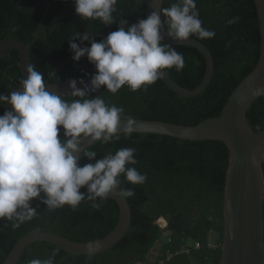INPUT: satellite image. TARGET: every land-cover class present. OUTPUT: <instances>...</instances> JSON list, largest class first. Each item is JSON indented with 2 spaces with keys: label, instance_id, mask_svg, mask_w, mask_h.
<instances>
[{
  "label": "trees",
  "instance_id": "trees-1",
  "mask_svg": "<svg viewBox=\"0 0 264 264\" xmlns=\"http://www.w3.org/2000/svg\"><path fill=\"white\" fill-rule=\"evenodd\" d=\"M43 1H47L48 5ZM174 2L165 0L163 7H169ZM195 2L203 27L215 32V37L211 39L191 37L204 44L213 56L215 72L211 83L194 98L179 97L162 79L148 86L146 91L133 92L125 86L113 95L102 88L98 94L109 105L123 107V117L196 126L220 116L238 85L256 67L260 57L261 31L255 1ZM47 6V17L30 50L32 66L44 74L47 84L94 75L84 67L82 60L75 62L72 59L74 53L70 51L68 40L77 32L103 35L108 27L100 20H81L75 12L73 0H0V42L13 38L30 44ZM234 17H238V21L229 25L228 21ZM144 18L146 0H118L113 24H110L111 32L117 30L122 19L138 22ZM107 36L92 38L100 42ZM76 43L80 45V40ZM90 46L89 42L84 41V47ZM171 46L183 55L185 66L181 72L174 69L165 71L182 87L196 89L206 74L205 56L190 46ZM20 60V53L16 49L0 56V94L20 88L23 79ZM85 60L90 68L95 69L86 56ZM3 106L0 105V109ZM247 117L255 132L264 130V97L254 103ZM60 131V138L63 139V129ZM126 147L136 149L138 164L131 167L145 174L147 180L144 184L133 186L121 176V187L135 191L133 197L127 198L132 223L125 238L112 249L94 256H72L50 243H35L25 250L18 264H27L33 258L47 259L53 253L55 264H139L162 239L164 232L170 233L171 242L163 246L162 254L167 249L182 248L184 241L191 239L203 246L194 255L199 264H220L229 165L226 145L219 141L192 142L162 135L132 133L130 136L121 134L119 140L108 144L97 142L91 146V150L96 151L97 159H100ZM80 161L82 165L89 162L86 158ZM31 204L36 208L37 216L20 228L13 229L11 222L0 220V264L5 263L21 238L32 233H53L77 243L96 242L115 229L120 216L117 203L110 199L104 200L98 209L85 200L75 211L69 206L48 211L38 198ZM195 210L204 214L198 220L191 221L188 215ZM210 212H215V221L209 220ZM159 218L167 221L166 230L157 224ZM213 230L220 234V238L214 248H209V234ZM171 264H189V258L180 256Z\"/></svg>",
  "mask_w": 264,
  "mask_h": 264
},
{
  "label": "clouds",
  "instance_id": "clouds-1",
  "mask_svg": "<svg viewBox=\"0 0 264 264\" xmlns=\"http://www.w3.org/2000/svg\"><path fill=\"white\" fill-rule=\"evenodd\" d=\"M73 3L81 20L113 24L118 0ZM238 19L229 20V25ZM126 24L120 20L117 30L100 42L81 32L68 40L72 59L79 62L86 56L96 69L90 85L79 81L82 89L75 79L69 81L70 97L49 91L44 74L32 65L19 90L0 94V105L11 106L0 116V220L11 222L13 229L37 216L31 204L37 198L48 211L65 206L75 211L85 200L98 209L110 194L124 199L135 195L133 188L121 187V176L133 186L146 182L147 176L131 167L138 164L135 148H120L100 159L91 150L97 142L108 144L136 130L135 119L123 117V107L109 105L98 93L105 87V92L114 95L125 86L133 92L146 91L165 78L166 69L181 72L184 57L162 43L164 34L173 41L187 42L191 37L214 38L215 32L203 27L195 0H175L134 25L126 28ZM80 39L91 46L81 48L76 43ZM85 142L88 147L82 149ZM84 158L89 162L78 166ZM251 162L264 171V162L255 155ZM27 264H55V253Z\"/></svg>",
  "mask_w": 264,
  "mask_h": 264
},
{
  "label": "water",
  "instance_id": "water-1",
  "mask_svg": "<svg viewBox=\"0 0 264 264\" xmlns=\"http://www.w3.org/2000/svg\"><path fill=\"white\" fill-rule=\"evenodd\" d=\"M254 1L261 31L260 57L253 71L233 92L221 115L207 119L196 126L135 120L136 130L133 132L168 136L192 142L219 141L228 148L229 165L226 173L224 231L220 264H264V171L259 167H254L251 162L253 155L258 161L264 162V130L255 132L247 117L254 103L264 97V0ZM43 2L48 5L47 1ZM164 3L165 0H146V17L154 10L159 12ZM47 12L48 6L42 23L30 44L27 45L13 38L0 42V56L12 49H16L20 53L19 67L23 78L27 76V67L32 65L30 50L38 39ZM126 22L125 27L137 23L135 21ZM107 27L108 31L103 35L86 34L95 38L105 37L111 32V25H107ZM162 43L186 45L203 53L207 62L206 74L196 89L189 90L182 87L168 74L162 79L181 98H194L201 95L211 83L215 72V62L211 52L204 44L192 38L187 42H176L164 34ZM80 47H84L82 39H80ZM81 60L88 71L96 73V69H92L86 64L85 57H82ZM81 79L90 85L91 76L77 78L75 80L78 88H83V85L79 83ZM48 85L51 86L49 91L70 97L69 81ZM10 108V105H4L0 109V116H3L4 109ZM87 147V142H85L82 149ZM78 166H83L81 161ZM107 199L117 203L120 216L115 229L105 238L96 242L77 243L53 233H32L21 238L15 244L4 264H18L25 250L30 245L40 242L50 243L72 256H94L112 249L125 238L129 231L132 223V211L127 199L116 194H110ZM209 220H216L215 212L209 213ZM157 224L162 229L168 225L164 218H159Z\"/></svg>",
  "mask_w": 264,
  "mask_h": 264
},
{
  "label": "built area",
  "instance_id": "built-area-1",
  "mask_svg": "<svg viewBox=\"0 0 264 264\" xmlns=\"http://www.w3.org/2000/svg\"><path fill=\"white\" fill-rule=\"evenodd\" d=\"M167 228H168V225L163 230H166ZM170 242H171V237L168 236L166 244H169ZM184 242L185 244L182 248L177 249V250L167 249L163 254L161 253L162 248H163L162 247L159 251L157 260L154 264H171L177 257H180V256H187L188 258H194L195 253H198L203 248L202 244L199 241L188 239ZM208 246L209 248H214L216 245L215 243L213 244V243L208 242Z\"/></svg>",
  "mask_w": 264,
  "mask_h": 264
},
{
  "label": "rangeland",
  "instance_id": "rangeland-1",
  "mask_svg": "<svg viewBox=\"0 0 264 264\" xmlns=\"http://www.w3.org/2000/svg\"><path fill=\"white\" fill-rule=\"evenodd\" d=\"M203 212L202 211H199V210H195V211H193L191 214H189L188 215V218L191 220V221H196V220H198L199 218H201L202 216H203ZM170 233H168V232H164L163 233V237H162V239L159 241V243H157L156 245H155V247H154V249H153V252H154V250H159L160 249V247H161V243H162V241L166 238V236H168ZM214 235H215V238L213 239V241L214 242H216V244H217V241L219 240V238H220V234L216 231V233H214ZM139 264H150L148 261H146V259L143 261V262H141V263H139ZM189 264H199V261H197L196 259H194V258H189Z\"/></svg>",
  "mask_w": 264,
  "mask_h": 264
},
{
  "label": "crops",
  "instance_id": "crops-1",
  "mask_svg": "<svg viewBox=\"0 0 264 264\" xmlns=\"http://www.w3.org/2000/svg\"><path fill=\"white\" fill-rule=\"evenodd\" d=\"M214 233H216V231H214V230L210 232V234H209V242L210 243H213V244L215 243V245H216V242L213 241V239L215 238ZM168 236H170V235H168ZM168 236H166V238L162 241L160 249L166 244V240H167V237ZM159 241H157L156 244L159 243ZM154 247H153V249H154ZM153 249L151 250V252L149 253V255L146 257V261H148L150 264H154L156 262L157 257L159 255V251H160V249H159L157 251L154 250V252H153Z\"/></svg>",
  "mask_w": 264,
  "mask_h": 264
}]
</instances>
